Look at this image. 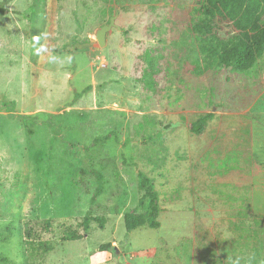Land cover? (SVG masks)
<instances>
[{
  "label": "rangeland",
  "instance_id": "obj_1",
  "mask_svg": "<svg viewBox=\"0 0 264 264\" xmlns=\"http://www.w3.org/2000/svg\"><path fill=\"white\" fill-rule=\"evenodd\" d=\"M197 2L0 0V264H264V56L196 73ZM140 173L161 226L127 235Z\"/></svg>",
  "mask_w": 264,
  "mask_h": 264
},
{
  "label": "trees",
  "instance_id": "obj_2",
  "mask_svg": "<svg viewBox=\"0 0 264 264\" xmlns=\"http://www.w3.org/2000/svg\"><path fill=\"white\" fill-rule=\"evenodd\" d=\"M193 6V13L189 21L191 37L194 38L198 55L194 61L198 74L211 69H228L232 72L246 71L252 68L258 59L264 56V0H197ZM0 13L7 14L8 10L0 5ZM92 89L86 87L83 93ZM211 114H204L189 124L190 131L202 134L207 126ZM80 183L88 189L89 175L97 179V186L91 193V205L96 203L105 189V179L102 172L91 170L81 162ZM142 189L145 191L138 204L124 215L127 235L142 226L158 228L161 226L160 196L155 181L140 173ZM96 220L101 226L105 224L104 217L87 214L84 219L86 229L91 221ZM27 234L30 236V228ZM70 232V231H69ZM65 237V238H64ZM65 240L78 239L82 235L76 232L68 233ZM45 248L50 249L51 243L44 242ZM104 247H110L106 245Z\"/></svg>",
  "mask_w": 264,
  "mask_h": 264
},
{
  "label": "water",
  "instance_id": "obj_3",
  "mask_svg": "<svg viewBox=\"0 0 264 264\" xmlns=\"http://www.w3.org/2000/svg\"><path fill=\"white\" fill-rule=\"evenodd\" d=\"M116 26L114 19L111 22L96 31V40L100 46H105L107 44V35L113 31V28Z\"/></svg>",
  "mask_w": 264,
  "mask_h": 264
}]
</instances>
